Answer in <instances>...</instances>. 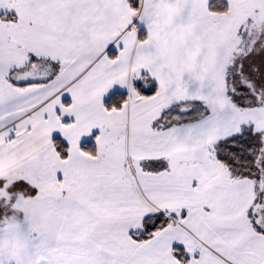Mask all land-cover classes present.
<instances>
[{"label":"snow or ice","instance_id":"1","mask_svg":"<svg viewBox=\"0 0 264 264\" xmlns=\"http://www.w3.org/2000/svg\"><path fill=\"white\" fill-rule=\"evenodd\" d=\"M0 264H264V0H0Z\"/></svg>","mask_w":264,"mask_h":264}]
</instances>
